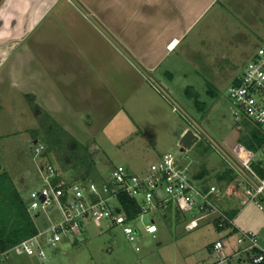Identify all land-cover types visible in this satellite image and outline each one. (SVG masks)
Wrapping results in <instances>:
<instances>
[{"label":"rangeland","instance_id":"374dc122","mask_svg":"<svg viewBox=\"0 0 264 264\" xmlns=\"http://www.w3.org/2000/svg\"><path fill=\"white\" fill-rule=\"evenodd\" d=\"M209 26L205 45L193 46V51L189 46H181L178 50L182 53L181 60L165 63L161 77L151 78L152 84L158 81L163 85L162 90L136 92L132 101L124 107L120 105V110L108 112L109 118L115 114L118 119L105 128L99 125L92 129L91 136L96 137L103 151L75 149L73 142L61 145L52 142L46 132L49 128L56 139L69 141L70 136L52 125L45 115H39L30 99L13 91L2 93L0 160L15 176L13 180L25 199L30 201L31 192L44 186L42 172L48 165L70 179L77 170L90 169L91 175L84 180L101 182L108 180L117 166L144 177L150 173L151 161L173 154L193 175L204 169L208 171L205 179L209 185L220 188L222 209L241 208L242 201H236L228 189L244 190L239 170L247 172L245 165L258 174L255 165L264 169V148L254 152L240 142L248 130L243 123L235 121V102L228 91L233 80L243 76L257 50L264 47V1L237 0L228 13ZM167 70L172 71L173 77L168 76ZM126 109L133 119L125 116ZM123 118H127L128 123L123 125ZM189 129L199 140L192 148L182 150L179 136ZM79 137L81 139L82 135ZM36 145L45 147L42 154L36 155ZM229 169L235 176L233 182L230 185L219 182L218 175ZM116 203V200L111 201V204ZM261 204L263 210L252 202L246 211L235 217V224L242 230L255 232L264 242V200ZM40 212L37 222L41 230L51 221L62 218L57 207ZM165 214L152 211L132 222L139 233V251L121 227L104 222L100 228L89 223L84 235L61 237L56 250L43 244L49 254L47 259L11 252L0 259V264H213L218 261L212 251L216 241L222 240L227 245L237 243V234L226 236L230 229H219L217 213L196 210L182 213L174 206ZM153 222L158 227L155 235L146 232V227ZM229 251L230 248L224 250L225 256ZM230 264H236L234 258Z\"/></svg>","mask_w":264,"mask_h":264},{"label":"crops","instance_id":"0c3cea01","mask_svg":"<svg viewBox=\"0 0 264 264\" xmlns=\"http://www.w3.org/2000/svg\"><path fill=\"white\" fill-rule=\"evenodd\" d=\"M236 3L0 0V95L13 91L30 99L39 115L73 139L75 149L102 150L91 136L92 129L105 128L118 119L115 114L109 118L108 112L120 110L136 92L162 90L163 85L158 81L152 84L151 78L161 77L165 63L181 60V46L193 51V46L205 45L209 24ZM171 70L167 74L173 77ZM125 116L131 117L128 110ZM126 119L121 123H128ZM35 120L38 125L37 115ZM57 173L60 180L75 182L85 181L91 170H77L71 179ZM239 190L231 196L242 201L241 208L228 211L235 217L252 203L245 191ZM225 245L231 249L228 256L239 249L237 243ZM233 258L236 264H248L244 258Z\"/></svg>","mask_w":264,"mask_h":264},{"label":"built area","instance_id":"2783aa9c","mask_svg":"<svg viewBox=\"0 0 264 264\" xmlns=\"http://www.w3.org/2000/svg\"><path fill=\"white\" fill-rule=\"evenodd\" d=\"M228 94L235 102V121L240 123L247 119L264 131V47L254 54L243 76L232 82ZM44 149L43 145H36V155L42 154ZM149 166L150 173L144 177L130 173L124 166H117L111 177L101 182L59 180L54 183L59 175L52 165H48L42 172L44 186L31 192L29 208L39 218L40 210L48 211L57 207L62 218L51 221L38 234L6 251L0 259L8 257L11 252L47 259L49 254L43 244L56 250L61 237H79L85 234L89 223L101 228L104 222L121 227L139 251V233L132 222L144 213L161 211L165 214L176 206L182 213L195 210L217 213V226L237 233L239 249L232 256H225L224 241L218 240L212 245V251L218 258L213 264H230L233 257L244 258L248 264H264V242L255 232L238 228L235 216L222 209L220 188L209 185L205 178L197 179L190 168L180 163L173 154H165ZM245 166L247 172L239 170L242 178L240 185L249 197L248 201L263 209L264 176L248 164ZM121 196L137 202L140 215L136 219H130ZM112 200H116V205L111 204ZM146 232L155 235L158 227L153 222L146 227Z\"/></svg>","mask_w":264,"mask_h":264},{"label":"trees","instance_id":"16d2710c","mask_svg":"<svg viewBox=\"0 0 264 264\" xmlns=\"http://www.w3.org/2000/svg\"><path fill=\"white\" fill-rule=\"evenodd\" d=\"M237 79H235L236 81ZM196 105L200 102L195 100ZM247 128L248 133L240 138V142L249 150L258 152L264 148V131L251 121L244 119L242 122ZM48 135H51L52 142L57 141L58 144H72L73 139L69 137V141L63 138H57L53 135L51 128L47 129ZM64 135V134H63ZM70 147V145H69ZM261 176H264V169L258 165L254 166ZM208 175L207 170L197 173V179H203ZM233 170H226L218 175L219 182H226L230 185L234 180ZM60 178H56L54 183L59 182ZM230 195L239 194L237 187L228 189ZM126 212L130 219H136L140 215L138 204L135 200L126 196H121ZM233 215V214H232ZM37 217L29 208V201L25 199L21 191L17 187L11 174L6 170L0 160V256L6 251L12 249L20 242L29 239L40 230ZM221 229V228H219Z\"/></svg>","mask_w":264,"mask_h":264},{"label":"water","instance_id":"95a60500","mask_svg":"<svg viewBox=\"0 0 264 264\" xmlns=\"http://www.w3.org/2000/svg\"><path fill=\"white\" fill-rule=\"evenodd\" d=\"M199 140V136L196 133L189 129L186 133L181 137L180 145L182 146V150L192 148L197 141ZM37 141H35V144Z\"/></svg>","mask_w":264,"mask_h":264}]
</instances>
